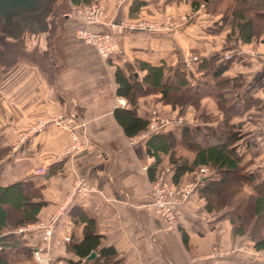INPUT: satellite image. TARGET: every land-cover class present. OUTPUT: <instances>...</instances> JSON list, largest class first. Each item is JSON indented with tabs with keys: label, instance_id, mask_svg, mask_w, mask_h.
I'll return each instance as SVG.
<instances>
[{
	"label": "crops",
	"instance_id": "obj_1",
	"mask_svg": "<svg viewBox=\"0 0 264 264\" xmlns=\"http://www.w3.org/2000/svg\"><path fill=\"white\" fill-rule=\"evenodd\" d=\"M58 1L50 0L43 10L13 20L8 27L0 22L9 38L23 39L27 51L47 53L57 69L48 83L35 64L24 60L0 68V187L16 182L40 187L46 205L37 213L36 222L60 213L47 251L48 264H80L90 253L96 256V251L105 247L115 250L120 264H264V251L253 250L245 237L232 236L229 223L206 213L196 193L179 208L176 229L166 231L158 217L145 209L151 182L147 169L153 157L146 155L144 144L129 147L112 117L113 110L121 108L115 105L114 67L125 75L126 69L133 70L141 77L134 66L136 61L183 69L188 55L210 58L229 53L231 61L223 75L242 77V91L249 90L250 97L263 104L260 110L250 108L230 120L240 133L236 143L240 166L248 165L258 180L264 177V59L246 52L258 54L264 42L257 39L240 44L234 36L226 41L229 22L212 33L220 25L219 17L206 14L201 7L191 11L184 1L95 0L103 14V25L95 27L99 31L139 18L154 23L168 19L173 24L172 30L164 32L122 31L117 36L118 51L104 61L92 47L77 42L75 18H64L58 39H46L50 7ZM135 2L143 5L134 9ZM191 67L186 73L193 83L198 76ZM155 99L152 95L139 98L136 115L147 117L152 107L176 114ZM200 104L206 114L220 117L210 98H203ZM187 112L178 116L181 124L171 127V132L192 124L193 110ZM53 114L72 115L84 123L82 151L66 155L68 136L51 126L37 134L27 133L33 124ZM36 168H43L45 175L34 176ZM79 178L95 186L98 193L67 202ZM245 191L251 193L248 188ZM78 209L95 221L92 236L82 234L83 223L73 224ZM20 235L31 249L40 244L37 233ZM214 247L232 252L212 259L209 255Z\"/></svg>",
	"mask_w": 264,
	"mask_h": 264
},
{
	"label": "trees",
	"instance_id": "obj_2",
	"mask_svg": "<svg viewBox=\"0 0 264 264\" xmlns=\"http://www.w3.org/2000/svg\"><path fill=\"white\" fill-rule=\"evenodd\" d=\"M95 0H63L53 3L48 15V39H53L56 27L64 17L60 11L67 6L79 7ZM166 4L187 2L191 11L200 7L212 17L218 16L220 25L212 30L219 32L229 22L226 41L234 36L240 44L253 40L264 42V0H164ZM143 3L135 2L137 9ZM66 10V9H65ZM60 16V17H59ZM54 19H58L55 21ZM54 20V21H52ZM196 57V56H195ZM19 60L35 64L51 83L57 72L48 60L47 53H37L36 49L27 51L23 39L7 36L0 25V68L10 67ZM231 59L223 60L221 54L210 58H198L192 63L191 70L198 78L192 83L189 74L179 67L165 65L150 66L136 61L135 71L114 67L112 80L114 94L125 100L126 108H115L112 117L126 138L143 132L148 123L146 116L136 115L139 98L156 96V102L175 110L184 116L189 108L193 110L192 124L183 125L179 131L151 134L143 143L146 155L153 157L147 169L152 182L159 171V164L166 158L171 169L170 182L179 185L184 176L196 171L200 166L208 170L198 183L195 193L204 202L206 213H218L217 219L226 220L232 236H242L252 243L255 251H264V177H256L248 170V165L240 166V156L236 143L240 139L238 129L230 124L231 118L240 116L250 108L260 110L263 104L253 99L243 90L240 76H224ZM205 97L216 106L220 117L206 114L200 104ZM45 175V172L44 174ZM233 175L232 182L227 179ZM245 188L250 189L247 193ZM40 187L31 182H16L0 187V264H34L31 247L16 234V229L36 222L39 210L46 205L40 194ZM74 225L83 223L82 234L95 233V221L83 210L75 212ZM112 247L99 248L92 260L80 264H120Z\"/></svg>",
	"mask_w": 264,
	"mask_h": 264
},
{
	"label": "built area",
	"instance_id": "obj_3",
	"mask_svg": "<svg viewBox=\"0 0 264 264\" xmlns=\"http://www.w3.org/2000/svg\"><path fill=\"white\" fill-rule=\"evenodd\" d=\"M66 17H74L77 22L75 30L76 40L93 48L96 56L101 60H107L118 51L117 36L123 29L132 31L154 32L158 30L152 23L133 22V23H114L109 26L108 31H99L95 27L102 25V8L95 2L85 6L73 7L70 14ZM250 56H259L264 59V47L258 54L253 51H247ZM231 55L224 53L223 60H229ZM196 61L195 56H188L183 62V69L188 71L191 64ZM116 105L125 107V100L117 97ZM179 122L174 116H162L155 110H151L148 114V123L143 132L127 138L128 146H135L139 143H144L145 140L154 133H158L163 129L170 127L173 122ZM47 126L65 133L69 138V144L65 149L66 155L78 153L83 150L84 143L82 141V131L84 123L72 115L53 114L45 119H42L28 128V134H37L42 132ZM43 168H36L32 174L34 176H42ZM171 169L166 166L162 171H158L153 181L149 186V202L145 205V209L154 213L164 226L166 231L172 232L175 229L178 210L183 206L189 197L194 193L201 177L206 174L204 168H200V173L195 176V183L172 185L170 182ZM98 193L95 186L88 184L83 178L76 179L71 187L67 197V202L72 198H82ZM59 212L47 218L45 221L36 222L20 227L16 230L17 234L37 233L39 235L40 244L31 250L32 258L35 264H48L47 251L50 244V239L56 225ZM67 241V238L63 239ZM230 252H220L213 248L209 258L220 259L229 255ZM264 256V252L261 254Z\"/></svg>",
	"mask_w": 264,
	"mask_h": 264
},
{
	"label": "rangeland",
	"instance_id": "obj_4",
	"mask_svg": "<svg viewBox=\"0 0 264 264\" xmlns=\"http://www.w3.org/2000/svg\"><path fill=\"white\" fill-rule=\"evenodd\" d=\"M62 1L63 0H59L58 2H56L55 3V5H59V4H61L62 3ZM95 3H97L98 5H100L98 2H96V1H94ZM101 6V5H100ZM63 9H62V11H60V15H62V17H64V18H67L66 17V15L67 14H70L71 13V11L73 10V7H71V6H67V4L65 3V5H63ZM66 9V10H65ZM43 12H45V10L43 11ZM42 12V13H43ZM41 13V14H42ZM45 14V13H44ZM49 15V14H48ZM60 17V16H59ZM72 18H74V17H72ZM47 19H48V17H47ZM14 20H19V18H16V19H14ZM55 21H58V19H54ZM54 20H52V21H54ZM59 20L60 21H62L63 23L60 25V26H58V27H56V30H55V32H54V35H53V39H58L59 38V35H60V33H61V30H62V25L64 24V22H65V19L64 20H61V18H59ZM147 22V23H152V24H154L156 27H158V30H156V31H154V32H164V31H170V30H172L171 28L173 27V24L170 22V20H168V19H166V20H164L162 23H154V22H151V21H149V20H146V19H135V20H133V21H130V22H126V23H133V22ZM126 23H124V24H126ZM116 24H118V23H116ZM77 25H78V22H77ZM102 25H103V14H102ZM107 26H109L108 24H107ZM77 28V27H76ZM124 30H126V29H123V30H121L120 32H119V34L122 32V31H124ZM130 32H134V31H132V30H129ZM139 32H143V31H139ZM154 32H150V33H154ZM144 33H147V32H144ZM76 38V37H75ZM77 42H79V41H77ZM188 56H191V55H188ZM187 56V57H188ZM51 58H48V60H50ZM52 60V59H51ZM52 63V62H51ZM115 105H116V102H115ZM117 106V105H116ZM203 107V106H202ZM151 110H155L157 113H159L160 115H162V116H167V117H170V116H174L175 118H176V120L177 119H179L178 118V116L179 115H177V113L176 114H174V115H172V113L170 112V111H167V112H165V111H162V110H160L159 108H156V107H152V109H150L149 110V112L151 111ZM189 112V111H188ZM187 112V113H188ZM191 112V111H190ZM149 114V113H148ZM192 114H193V112H192ZM191 113H190V118H191V116L193 117V115H192ZM147 118H148V116H147ZM181 123H180V120H179V122H173V124L170 126V127H168L167 129H163L162 131H160L161 133H164V132H167V131H170L171 129V127H174V126H178V125H180ZM179 131V130H178ZM139 144H143V143H139ZM139 144H137V145H139ZM136 146V145H135ZM129 147H131V146H129ZM166 166H169L168 165V163H167V160H166V158H164V159H162V161H161V163L159 164V166H158V168H159V170L160 171H162ZM200 168H204L205 170H206V174L204 175V176H207L208 175V170L205 168V167H199L196 171H194L190 176H189V178H187L185 181H182L180 184H190V183H195V176H196V174H199L200 173ZM171 175V174H170ZM203 176V177H204ZM234 178V176L233 175H230V176H228V180H229V182H232V179ZM151 183V182H150ZM198 186V185H197ZM194 193H195V191H194ZM190 198V197H189ZM178 213V212H177ZM218 213H213V215H217ZM178 215V214H177ZM43 221H45V220H43ZM175 229H176V226H175ZM174 229V230H175ZM173 230V231H174ZM172 231V232H173ZM39 245V244H38ZM37 245V246H38ZM49 246H50V244H49ZM215 248V247H214ZM31 257H32V254H31ZM48 259V258H47ZM32 260H33V263L35 264V261H34V259L32 258Z\"/></svg>",
	"mask_w": 264,
	"mask_h": 264
},
{
	"label": "water",
	"instance_id": "obj_5",
	"mask_svg": "<svg viewBox=\"0 0 264 264\" xmlns=\"http://www.w3.org/2000/svg\"><path fill=\"white\" fill-rule=\"evenodd\" d=\"M50 0H0V22L8 27L16 18H24L26 15L38 13L47 7ZM94 253L86 258L92 260Z\"/></svg>",
	"mask_w": 264,
	"mask_h": 264
}]
</instances>
